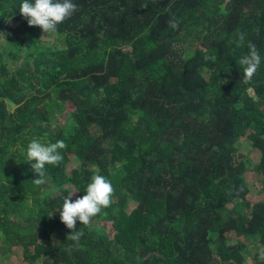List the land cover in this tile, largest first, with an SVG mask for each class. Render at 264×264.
<instances>
[{"label":"trees","instance_id":"16d2710c","mask_svg":"<svg viewBox=\"0 0 264 264\" xmlns=\"http://www.w3.org/2000/svg\"><path fill=\"white\" fill-rule=\"evenodd\" d=\"M21 3L0 0L5 257L20 248L25 264H246L248 245L264 247V201H250L236 145L246 137L259 152L251 167L264 180V0H73L45 44ZM249 43L261 64L246 85ZM32 139L67 144L39 187ZM94 174L111 182V203L90 225L77 221L84 235L72 247L58 211L68 186L82 197Z\"/></svg>","mask_w":264,"mask_h":264},{"label":"clouds","instance_id":"9594fccd","mask_svg":"<svg viewBox=\"0 0 264 264\" xmlns=\"http://www.w3.org/2000/svg\"><path fill=\"white\" fill-rule=\"evenodd\" d=\"M76 11L77 5L73 3V0H22L19 8V12L27 21L28 26L40 27L45 35L57 31L58 25L71 18ZM168 23L169 27L173 29L178 27V22L175 19H170ZM44 36L40 39H43ZM240 40L243 41V34L240 35ZM248 48V54L239 60V64L243 66V83L246 85L251 82L261 64V56L255 45L249 43ZM205 59L215 61L216 57L205 56ZM66 148L67 144L64 140L45 145L36 139H32L28 143L26 148L27 160L28 162L35 161L32 164V171L38 177L31 181L35 186L39 187L46 184V166H59L63 161L61 150ZM77 192L68 186V196L64 198L63 205L58 211L61 222L71 230V234L67 236V241L73 242L72 247H77L84 235L83 231L77 230V221L84 226L90 225L92 218L110 205V197L114 189L107 178L94 174L87 184L86 194L73 200ZM45 260L48 259L42 256L36 261V264H43ZM258 260L264 261V251L260 252Z\"/></svg>","mask_w":264,"mask_h":264},{"label":"rangeland","instance_id":"374dc122","mask_svg":"<svg viewBox=\"0 0 264 264\" xmlns=\"http://www.w3.org/2000/svg\"><path fill=\"white\" fill-rule=\"evenodd\" d=\"M44 35L45 33L43 31L40 32L38 41L43 44H45V42L47 41L50 42V38ZM42 36H44V38L40 39ZM9 48L10 47L5 42H1L0 50L3 57H5L6 52L9 50ZM51 101H49V103H51ZM47 102L48 100L45 101V103ZM66 120H67L66 112H61L60 109L57 110L56 108L52 109V114H51L52 124L63 125L66 122ZM236 146L239 153L244 155L249 161L248 165L250 168L243 175V177L246 185L250 190V194H249L250 201H255V200L264 201V180L261 179V177L255 176L253 169L251 167L258 163L260 158L259 152L250 146L249 140L246 137L240 138ZM11 150H13V147L11 148ZM76 166H77L76 158L74 156H70L69 162L67 163L65 168L66 175L69 174L71 170L74 169ZM246 251L249 252V256L246 264H264V261L258 260V256L261 251H264V247L261 248L257 243L250 244L247 246ZM10 252L11 255L5 257L7 253V249L4 245H2L0 241V264H25L22 259V250L20 248H12ZM218 262H219L218 258L213 256L209 264H218Z\"/></svg>","mask_w":264,"mask_h":264}]
</instances>
